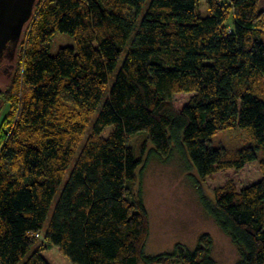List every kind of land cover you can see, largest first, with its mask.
I'll use <instances>...</instances> for the list:
<instances>
[{"label": "trees", "instance_id": "obj_1", "mask_svg": "<svg viewBox=\"0 0 264 264\" xmlns=\"http://www.w3.org/2000/svg\"><path fill=\"white\" fill-rule=\"evenodd\" d=\"M260 1L36 0L23 99L15 98L17 119L0 138V264H48L41 252L52 246L72 264H217L207 234L192 250L178 243L145 253L148 213L133 189L142 162L127 145L141 132L157 157L177 149L202 180L258 161V182L227 185L203 207L235 247V264H264ZM57 33L74 45L51 54ZM16 89L12 81L0 104ZM177 94L189 96L179 111ZM63 98L75 108L68 116ZM234 130L246 133V145L214 146L218 133Z\"/></svg>", "mask_w": 264, "mask_h": 264}, {"label": "rangeland", "instance_id": "obj_2", "mask_svg": "<svg viewBox=\"0 0 264 264\" xmlns=\"http://www.w3.org/2000/svg\"><path fill=\"white\" fill-rule=\"evenodd\" d=\"M199 10L204 11L203 3L199 4ZM258 10L264 11V0L260 1ZM34 17L33 14L32 19L24 26L13 57H5L4 61L0 63V92L6 93L12 81L17 88L0 104V138H8L10 129L13 128V123L17 119L20 103L17 104L15 98L23 99L25 91L22 87L21 77L24 65L23 51L29 41ZM73 45L71 37L57 33L49 44V51L51 54H55L60 47ZM123 59L124 54L119 60L118 67ZM112 83L113 79L110 78L100 106L106 100ZM188 98L187 94L175 95L172 100L173 109L179 111ZM0 99H2L1 96ZM60 110L66 116L75 112L74 106L64 98ZM110 131V128L106 129L102 136L106 137ZM89 135L90 127L88 126L84 135L76 142L78 149L84 145ZM213 144L214 146L222 145L228 150L234 151L247 144V135L241 130L218 133L213 139ZM127 145L133 149L135 156L142 162L133 189L140 190L143 204L148 213L149 236L145 245V253L147 255L168 253L178 243L192 250L195 248L198 238L207 234L212 239V256L217 264H235L236 249L205 212L203 199L212 201L214 195L227 185H231L239 191L258 182L261 178L258 161L245 165L241 170H222L202 180L197 177L188 158L177 149H173L166 158L157 157L154 154V147L145 139L144 132L131 137ZM54 205L55 201L48 213L35 248L44 243L43 234L49 224ZM41 255L48 264H72L53 246L42 251Z\"/></svg>", "mask_w": 264, "mask_h": 264}, {"label": "water", "instance_id": "obj_3", "mask_svg": "<svg viewBox=\"0 0 264 264\" xmlns=\"http://www.w3.org/2000/svg\"><path fill=\"white\" fill-rule=\"evenodd\" d=\"M36 0H0V58L13 55L24 26L32 19Z\"/></svg>", "mask_w": 264, "mask_h": 264}, {"label": "flooded vegetation", "instance_id": "obj_4", "mask_svg": "<svg viewBox=\"0 0 264 264\" xmlns=\"http://www.w3.org/2000/svg\"><path fill=\"white\" fill-rule=\"evenodd\" d=\"M8 56L13 57V55H10V53L6 50V52H4L2 57L0 58V63H2L4 61V58Z\"/></svg>", "mask_w": 264, "mask_h": 264}]
</instances>
